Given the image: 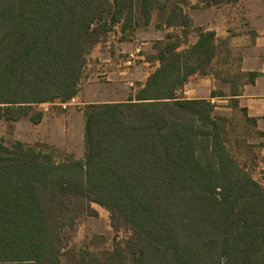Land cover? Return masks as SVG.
<instances>
[{"label": "trees", "instance_id": "1", "mask_svg": "<svg viewBox=\"0 0 264 264\" xmlns=\"http://www.w3.org/2000/svg\"><path fill=\"white\" fill-rule=\"evenodd\" d=\"M170 2L0 0V120L36 124L39 104L76 96L87 55L115 25L124 40L168 9L165 25L186 39L192 20ZM195 32L184 48L171 34L156 41L158 66L125 101L87 104L82 159L0 138V264H64L63 230L95 215L92 203L131 236L65 264H264V186L226 148V117L178 96L216 55L215 32Z\"/></svg>", "mask_w": 264, "mask_h": 264}, {"label": "crops", "instance_id": "2", "mask_svg": "<svg viewBox=\"0 0 264 264\" xmlns=\"http://www.w3.org/2000/svg\"><path fill=\"white\" fill-rule=\"evenodd\" d=\"M190 5H197L192 9L189 17L192 20V28H202L215 32L216 55L221 58L223 67H231L234 62L240 65V71L244 78L240 88L230 91L228 95L220 92L219 95L212 96V90L216 86V77L211 73L200 75L194 74L184 83L180 92L187 91L185 96L189 99H214L215 104L219 103L223 96L235 100L236 106L244 111L245 118L252 120V139L250 149L253 152L255 175L252 177L264 186V0H238L235 3H225L211 6H204L200 0H188ZM151 22V21H150ZM112 33L111 38H109ZM142 30L136 29L127 39H120L119 27L115 25L108 32L106 39L98 42L92 51L87 55L84 68L90 67L99 76L120 77L124 81L136 82L142 85L147 76L158 66V61L153 55H146L129 73H126L122 65V57L118 54L132 49L138 45ZM196 33V32H195ZM197 39V34L192 35L191 31L184 41V48L193 44ZM181 44V45H182ZM143 45V42L140 44ZM143 48V47H142ZM214 58V59H215ZM214 61V60H213ZM213 63V62H212ZM212 65V64H211ZM123 66V65H122ZM250 73H258L251 76ZM198 77V78H193ZM224 90V89H223ZM236 93V95H232ZM84 98L85 103L122 102L121 100H86L83 90H80L76 98ZM89 101V102H88ZM38 109L42 106L38 105ZM49 114L43 112L40 122L33 124L28 118H23L15 122H6L12 125L14 140L33 145L45 142L50 146L65 149L66 143L75 136L71 133L70 122L65 117L55 116L50 111ZM83 114V113H82ZM73 132V131H72ZM84 141V135H83ZM85 153V152H84ZM247 169V168H246ZM253 171V170H252ZM258 177V178H257Z\"/></svg>", "mask_w": 264, "mask_h": 264}, {"label": "rangeland", "instance_id": "3", "mask_svg": "<svg viewBox=\"0 0 264 264\" xmlns=\"http://www.w3.org/2000/svg\"><path fill=\"white\" fill-rule=\"evenodd\" d=\"M173 2H179L188 15L192 12V9L198 8L197 5H190L188 0H171L170 3ZM167 11L168 9L164 11L154 10L152 12L151 22L147 26L140 28L142 33L138 42L139 44L143 42L142 49L144 57L146 55H153L150 50L156 51L154 48L157 43L156 41L165 40L167 34L177 36L182 42L184 41L182 33L183 28L165 25L164 21ZM156 25L160 26L158 27ZM188 29L191 31L192 35L196 34L195 28L189 27ZM109 36L107 34L104 38H111L112 33ZM181 46H185V43ZM122 55L123 52L118 54L119 57ZM120 68L124 70L122 65H120ZM93 71L91 67L90 69L89 67L84 68L79 82V91H84L87 98L86 100L125 101L128 96L135 93L139 87L136 85V82H133V86H129L126 83L127 80H125V82L119 76H99ZM210 73L217 79L216 86L214 90H212L215 95H219L220 92L228 95L230 91H236L240 88L244 78V74L240 71L238 62H234L231 67H223L221 58L214 59L209 68V74ZM178 96L185 97L193 95H183L182 92H179ZM76 100L78 103L77 105H71L62 109L57 104H52L48 107L47 111H44L45 114H49L48 111H50V113L55 116L65 117L66 120H71L69 126L71 127V133L75 136L74 139H70L66 143L65 149H60L53 145L50 146L45 142H40L38 144L45 151L51 152L56 160H66L68 158L82 159L84 156L85 144L83 141L82 113L87 103H85L86 101L84 98L78 97ZM215 105L214 112L226 117L224 130L222 132L226 148L241 166L247 168V171L251 175H255V170L253 169L254 157L250 149L252 144L251 142H247L249 139H252L253 136L252 120L246 119L244 111L238 107V105L236 106L235 100L227 96H223L221 101ZM38 107L39 106H37V108ZM14 136L12 125L0 121V138H3V143L9 144L15 139ZM36 144L37 143L34 145ZM90 206L96 212L95 215L79 212V214L73 218L71 224L66 225L63 230L60 259L64 264L67 262L70 254H81L82 252L103 254V252L111 251L115 244H123L131 236V230L121 219L112 220L109 211L97 204L92 203Z\"/></svg>", "mask_w": 264, "mask_h": 264}, {"label": "built area", "instance_id": "4", "mask_svg": "<svg viewBox=\"0 0 264 264\" xmlns=\"http://www.w3.org/2000/svg\"><path fill=\"white\" fill-rule=\"evenodd\" d=\"M141 60H143V49L140 44L134 46L132 49L125 51L122 57V65L124 67V70L126 73H129ZM129 86H133L132 81H128ZM183 95H187V91L182 92ZM209 102L213 105L215 103L214 99H210ZM52 104H57L60 106L62 109L67 108L68 106L71 105H77V100L76 96L71 97L70 99L66 101H57V102H46V103H41L39 104L42 106V111H47L48 107Z\"/></svg>", "mask_w": 264, "mask_h": 264}]
</instances>
